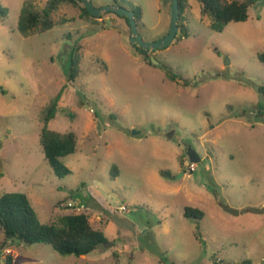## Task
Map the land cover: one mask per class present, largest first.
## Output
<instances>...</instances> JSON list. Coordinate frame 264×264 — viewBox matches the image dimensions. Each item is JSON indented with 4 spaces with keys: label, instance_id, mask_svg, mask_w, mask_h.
<instances>
[{
    "label": "rangeland",
    "instance_id": "374dc122",
    "mask_svg": "<svg viewBox=\"0 0 264 264\" xmlns=\"http://www.w3.org/2000/svg\"><path fill=\"white\" fill-rule=\"evenodd\" d=\"M30 1L0 0V194H26L44 224L75 211L93 219L104 210L96 227L108 245L75 257L15 243L0 252V264L5 255L14 264H158L161 258L264 264V65L257 59L264 50V1L248 9L245 22L217 32L197 0H181L187 35L177 33L168 47L149 52L157 66L134 53L123 19L113 13L81 19L78 2L64 0L51 11V30L22 35L18 15ZM116 1L141 8L145 41L167 34V0ZM48 2L35 0L34 7L40 12ZM73 47L79 74L67 83ZM167 71L181 80L171 81ZM58 94L48 129L77 137L75 153L63 159L71 170L64 178L50 169L39 143L43 114ZM186 147L201 158L192 173L183 164ZM94 191L105 200L101 208L91 200ZM197 200L210 239L224 242L218 254L183 217ZM121 203L125 213L115 211ZM241 213L247 214L228 215Z\"/></svg>",
    "mask_w": 264,
    "mask_h": 264
},
{
    "label": "trees",
    "instance_id": "16d2710c",
    "mask_svg": "<svg viewBox=\"0 0 264 264\" xmlns=\"http://www.w3.org/2000/svg\"><path fill=\"white\" fill-rule=\"evenodd\" d=\"M63 1L64 0H49L47 7L43 8L40 12H37L31 2L30 4H26L22 7L18 15V31L22 35L27 36L37 29L42 33L51 30L56 25L54 20L50 17L51 11L56 9V6ZM66 1L79 3V17L81 19H95V17H92L86 11L81 3V0ZM178 1L179 9L182 11L181 0ZM197 1L201 6V12L211 19L210 29L221 32L229 23L245 22L248 19V9L257 2L264 0ZM112 2L120 7L133 11L139 28L142 19V10L140 7H135L134 5L126 4L122 1L113 0ZM6 11L7 10L5 9L4 12L6 13ZM116 16L123 19L129 28L128 21L125 17ZM178 33L181 38L187 35V30L182 28L180 23ZM177 36L178 35H176V37ZM131 46L134 49V53L140 57L144 64L153 65L151 62L152 58L149 53L150 51L143 50L134 45ZM74 50H76V47H73L70 56V65L66 77L67 83H71L79 74L77 67L78 60L76 57H73ZM257 59L264 65V50L257 55ZM167 77L176 83L178 80H181V78L179 79L177 75L168 71ZM186 84L187 82L183 81V85ZM259 92L264 97L263 88L260 87ZM59 96L60 94H58L55 100L52 101L43 114L39 143L44 159L50 169L58 178H64L71 173V170L64 164L63 159L66 156L75 153L77 137L73 131L61 133L48 129V123L54 118L58 106L57 102ZM183 156H187L186 152H183L182 157ZM180 157L181 155L178 157L179 160ZM113 170L116 172V167L113 166L111 173H113ZM245 211L246 210H242V212ZM183 216L184 218L191 219L195 222V237L199 242H202L199 225L204 217V212L197 207L185 206ZM0 234L3 236V239L0 240V252L8 245L15 243H22L26 245L45 244L50 246L54 251L62 256L73 255L75 257H80L91 253L96 248L102 247L108 242L104 233L92 225L89 220V215L85 212L65 214L59 217L55 223H41L27 195L19 192L0 194ZM14 261L15 258L10 255H5L3 258V264H14ZM165 261V258L159 259L160 263L166 264Z\"/></svg>",
    "mask_w": 264,
    "mask_h": 264
},
{
    "label": "water",
    "instance_id": "95a60500",
    "mask_svg": "<svg viewBox=\"0 0 264 264\" xmlns=\"http://www.w3.org/2000/svg\"><path fill=\"white\" fill-rule=\"evenodd\" d=\"M169 2L171 6L170 27L167 34L157 41L147 42L143 39L142 35L139 33L138 25L133 11L124 7H120L115 3L96 7L93 5L92 0H81L82 5L92 17L97 18L107 13H114L120 17H125L128 21V25L130 28L129 42L136 47H140L141 49L148 51H157L159 49L168 47L174 41L179 31V17H180L179 1L178 0L166 1V3ZM151 62L156 66L159 64L153 58L151 59ZM132 134L135 135L138 134V132L133 131ZM186 155L191 163L197 164L201 161V158L198 155V153L191 147H186ZM182 176L183 173L181 172L179 174V177ZM104 245L107 246L108 243H105Z\"/></svg>",
    "mask_w": 264,
    "mask_h": 264
},
{
    "label": "crops",
    "instance_id": "0c3cea01",
    "mask_svg": "<svg viewBox=\"0 0 264 264\" xmlns=\"http://www.w3.org/2000/svg\"><path fill=\"white\" fill-rule=\"evenodd\" d=\"M33 5H34V3H35V0H31L30 1ZM111 4V3H110ZM1 5V4H0ZM6 8V7H5ZM6 10H8L7 8H6ZM6 13H7V11H6ZM108 24V23H107ZM109 25V24H108ZM139 30V29H138ZM122 31V30H121ZM123 32V31H122ZM181 155V152L178 154V157ZM114 166V165H113ZM112 166V167H113ZM115 167V166H114ZM183 173V172H182ZM111 174V173H110ZM119 176V173L116 171L115 173H114V176ZM185 176V174L183 173V176H182V178ZM91 197L94 199H91L93 202H94V204H96V206L97 207H99L100 206V208H101V203L102 202H104L105 200H104V198H103V196L99 193V192H96V191H94V192H91ZM98 195L99 197H96V195ZM103 200V201H102ZM197 201H199L198 203H195L194 205H196V206H192V207H197V208H199V209H201L202 211H203V209H202V202L203 201H201V200H197ZM120 205H124L123 203H121V204H119L118 206H120ZM117 206V207H118ZM126 206V205H125ZM183 210H184V208H183ZM239 211V210H238ZM204 212V211H203ZM104 214H105V211L104 210H99V213H94L93 214V219H90L89 218V220H90V222L92 223V225L95 227V228H97L96 226L99 224V225H101L102 223H103V221H105L103 218H104ZM245 214H247V213H241V214H239V215H231V214H228V215H230L231 217H233V218H240V217H242V216H244ZM225 216V215H224ZM224 216L222 215V216H220L219 218H221L220 219V221H222V219H223V221L225 220L224 219ZM184 217V216H183ZM94 222H92V221ZM241 222V221H240ZM245 224H248L249 225V221H245L244 222ZM219 224V226L221 227V226H224V224L222 223V222H219L218 223ZM205 226H206V213L204 212V217H203V219L201 220V222H200V225H199V232H200V228L202 227L203 228V233L201 234L200 233V236H201V241L205 244V246L207 247V246H209L210 248H216V253L218 254V252H219V250H218V247H219V243H220V245H221V243H224V242H219V243H217V242H215L216 244H214L213 243V239L211 238L210 239V235L207 233L208 231H207V229L205 230L204 228H205ZM250 227V226H249ZM97 229H99V230H101L103 233H104V231H103V229H100V228H97ZM195 229H196V226H195ZM104 235H105V233H104ZM205 236V237H204ZM105 237L107 238V236L105 235ZM209 237V238H208ZM107 240H108V238H107ZM212 240V241H211ZM209 243V244H208ZM212 243V244H211ZM222 246V245H221ZM247 262H249V261H247V260H242L241 261V263L240 264H250V263H247ZM158 264H163V263H160L159 261H158ZM171 264H174V263H171ZM214 264H217L216 262H214ZM228 264H230V263H228Z\"/></svg>",
    "mask_w": 264,
    "mask_h": 264
},
{
    "label": "built area",
    "instance_id": "2783aa9c",
    "mask_svg": "<svg viewBox=\"0 0 264 264\" xmlns=\"http://www.w3.org/2000/svg\"><path fill=\"white\" fill-rule=\"evenodd\" d=\"M184 164V167L188 170V172L192 173L195 168H196V164L195 163H191L188 158L186 157V159L184 160L183 162ZM76 205L74 202H68L67 203V207H71V208H74ZM80 208H83V207H80ZM85 210V209H84ZM115 211L116 212H121V213H125L127 211V207L125 205H120L118 206L117 208H115ZM74 213H82V212H74Z\"/></svg>",
    "mask_w": 264,
    "mask_h": 264
},
{
    "label": "flooded vegetation",
    "instance_id": "af4514ba",
    "mask_svg": "<svg viewBox=\"0 0 264 264\" xmlns=\"http://www.w3.org/2000/svg\"><path fill=\"white\" fill-rule=\"evenodd\" d=\"M113 3V2H112Z\"/></svg>",
    "mask_w": 264,
    "mask_h": 264
}]
</instances>
